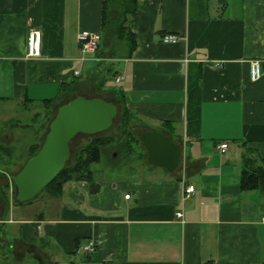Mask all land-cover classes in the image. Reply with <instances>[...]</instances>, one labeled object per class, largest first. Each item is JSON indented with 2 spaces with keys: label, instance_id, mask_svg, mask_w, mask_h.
Listing matches in <instances>:
<instances>
[{
  "label": "crops",
  "instance_id": "0c3cea01",
  "mask_svg": "<svg viewBox=\"0 0 264 264\" xmlns=\"http://www.w3.org/2000/svg\"><path fill=\"white\" fill-rule=\"evenodd\" d=\"M102 1L0 0V108L66 102L73 94L60 85L75 80L80 93L111 74L133 119L178 145L179 164L94 170L93 182H67L59 197L10 202L7 213L1 203L0 264H264V190L239 186L243 143L264 162V76H249V61L264 60V0H138L130 54L104 50L101 37L82 62L77 33L102 35ZM31 30L41 35L35 58ZM90 239L95 249L79 250Z\"/></svg>",
  "mask_w": 264,
  "mask_h": 264
},
{
  "label": "trees",
  "instance_id": "16d2710c",
  "mask_svg": "<svg viewBox=\"0 0 264 264\" xmlns=\"http://www.w3.org/2000/svg\"><path fill=\"white\" fill-rule=\"evenodd\" d=\"M137 1L138 0L102 1L103 33L101 37L103 40L107 39V44L110 49H112V52H114L120 44L125 45L127 48V54H130L134 48V35L130 32L127 23L129 17L135 12ZM110 76L111 74L108 76H101L95 86L96 91L98 92V97L113 102L117 107V115L113 119V123H117L118 126L117 136L94 135L74 154L72 162L70 164H66L65 167L60 170L57 175L31 200L25 202L17 201L15 198L16 188L14 186L12 189V199H14L16 204L30 203L39 197H59L63 194L64 185L70 181L86 180L88 182H93L95 176L92 165L101 160L103 149L112 143H116L120 150L125 154L137 152L138 157H142L146 154V150L143 147L139 136L137 137L131 129L130 121L133 120V117L124 106L122 91L118 88H108L106 85ZM59 90L60 92L70 91L71 94H73L70 99L77 95H81L78 93L75 80L60 85ZM108 91L112 92V97H110V99H106L102 96L103 93ZM63 103L65 102H60L59 95L42 101V108L44 109L42 116L44 121L41 123V127L43 125V131H47L50 120L55 115L57 108ZM37 116L39 117V115ZM163 124L165 126H169L167 123ZM135 132L137 133L136 129ZM39 147L40 142L30 145L28 147L27 158L35 154ZM243 147L244 148L241 153L242 168L239 175V186L241 190H250L254 188H262L264 190V162L261 160L255 149L246 146L245 143H243ZM0 154L10 156V147L0 142ZM0 177L5 179L4 184L0 186V200L6 206V210L11 202L8 192L9 183L3 173L0 174ZM5 212L7 213V210ZM4 217L5 213H0V220H4ZM1 228L2 224H0V229Z\"/></svg>",
  "mask_w": 264,
  "mask_h": 264
},
{
  "label": "water",
  "instance_id": "95a60500",
  "mask_svg": "<svg viewBox=\"0 0 264 264\" xmlns=\"http://www.w3.org/2000/svg\"><path fill=\"white\" fill-rule=\"evenodd\" d=\"M117 115V107L101 97L77 95L61 104L49 122L38 151L20 170L10 176L16 188V200L34 198L62 170L70 157V140L78 133L94 135L108 130ZM149 163L174 170L181 151L169 135L157 129H137Z\"/></svg>",
  "mask_w": 264,
  "mask_h": 264
},
{
  "label": "rangeland",
  "instance_id": "374dc122",
  "mask_svg": "<svg viewBox=\"0 0 264 264\" xmlns=\"http://www.w3.org/2000/svg\"><path fill=\"white\" fill-rule=\"evenodd\" d=\"M107 43V39H105L104 50L108 46ZM123 47H125V45H118L115 52H118V55H120L119 49H122ZM106 51L108 56L114 55L111 54L109 50ZM107 86L113 89L118 88V85L113 82L112 76L109 77ZM80 93H84L86 96L90 97L97 96L98 94L96 88L93 85L82 86L80 89ZM104 94L105 93H103L102 96L112 97V92L108 91L105 95ZM25 110L26 109L16 104H7L5 105V107L0 108V142L4 145L9 146L11 149V158L13 156L15 157L11 163H8L9 165H1L0 163V170H5V172H7L9 175L8 178H6L9 183L8 192L10 195V200L13 204L15 203L14 199H12V189L14 187V184L12 183L10 176L16 174L28 159V147L36 142H40L41 145L44 140L45 133L47 132L46 130H42L43 125L41 127V123L44 121L43 118L40 119L39 117H33L34 120L33 118L30 119L35 113H43L44 109L39 106V104H34L33 107L30 108V111ZM130 126L137 137L138 135L135 132V129H144L143 125L135 119L130 121ZM117 132V123H113L108 130L94 135H110L116 137ZM7 134H9L10 136L8 140L5 141L4 136ZM94 135L78 133L74 136L69 144L70 157L66 164H70L72 162L74 154ZM146 159L147 153L142 157H138L137 152L125 154L120 150L119 146L116 143H112L108 147L103 149L101 160L94 163L92 165V168L93 170H95L96 174H106V172L111 171L112 173H116L120 176H127L130 173H134L135 168H140L142 164L146 165V163H144ZM132 166L134 167V169L132 168ZM4 182L5 179L0 177V186L3 185ZM1 203L2 201L0 200V204Z\"/></svg>",
  "mask_w": 264,
  "mask_h": 264
},
{
  "label": "built area",
  "instance_id": "2783aa9c",
  "mask_svg": "<svg viewBox=\"0 0 264 264\" xmlns=\"http://www.w3.org/2000/svg\"><path fill=\"white\" fill-rule=\"evenodd\" d=\"M40 32L37 30L29 31L27 35L26 41V56L27 58H35L40 55ZM101 39L100 32L96 31H89V30H81L77 33V41L79 45V50L81 52V56L78 60L84 62L87 59L89 54H92L98 48L99 42ZM164 42H176L178 37L174 35H164L162 37ZM79 71L74 70V75H78ZM249 76L252 81L259 79L260 77L264 76V60L262 59H251L249 61ZM121 77H116V82L120 81ZM217 147L224 151L227 147L226 143H220ZM194 192V186L192 184H188L184 186L183 190V197L182 200L189 197V195ZM125 198L129 197V194L124 196ZM176 217L182 219L183 213L182 211L176 212ZM262 221L264 222V217H262ZM95 241L90 239L86 242L79 245V250L84 253L92 252L95 249Z\"/></svg>",
  "mask_w": 264,
  "mask_h": 264
}]
</instances>
